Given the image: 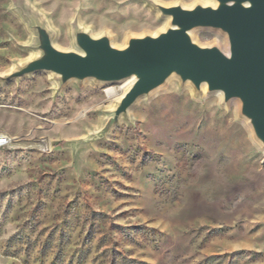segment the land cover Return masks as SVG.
<instances>
[{
    "label": "rangeland",
    "instance_id": "rangeland-1",
    "mask_svg": "<svg viewBox=\"0 0 264 264\" xmlns=\"http://www.w3.org/2000/svg\"><path fill=\"white\" fill-rule=\"evenodd\" d=\"M239 1L0 0V264H264L261 115L135 66ZM190 37L234 58L226 26Z\"/></svg>",
    "mask_w": 264,
    "mask_h": 264
},
{
    "label": "water",
    "instance_id": "water-1",
    "mask_svg": "<svg viewBox=\"0 0 264 264\" xmlns=\"http://www.w3.org/2000/svg\"><path fill=\"white\" fill-rule=\"evenodd\" d=\"M251 1L254 6L248 9L238 4L218 11L181 14L185 16V27L196 22L228 27L235 47L233 59L218 50L198 47L183 31L175 30L168 39L153 42L136 61L139 70L149 69L142 85L157 82L172 68L199 80L209 76L214 85L226 88L229 94L244 93L251 102L250 109L261 115L264 126V0Z\"/></svg>",
    "mask_w": 264,
    "mask_h": 264
},
{
    "label": "bare ground",
    "instance_id": "bare-ground-1",
    "mask_svg": "<svg viewBox=\"0 0 264 264\" xmlns=\"http://www.w3.org/2000/svg\"><path fill=\"white\" fill-rule=\"evenodd\" d=\"M239 3L242 5V7L244 8V9H248V8H251V7H253L254 6V3L251 1V0H240L239 1ZM229 5H233V2H229L228 3ZM231 5V6H232ZM193 28V25H188L187 27H185V29H183L182 31H183V33H184V36L188 39V40H190V41H193L192 39H191V37H190V30ZM177 31V30H176ZM193 43V42H192ZM193 44H195V43H193ZM198 47H200V46H198ZM201 48V47H200ZM227 55V54H226ZM172 76V75H171ZM170 75H169V78L171 77ZM168 77V76H167ZM139 77H138V75L136 74V73H132L130 76H128L125 80V83H124V85H123V87H127L129 84H133V83H135V82H137L139 79H138ZM170 81V80H169ZM207 82V80H202V85H205V84H207L206 83ZM170 83H172V82H170ZM108 93L109 94H113L114 93V89H109L108 90Z\"/></svg>",
    "mask_w": 264,
    "mask_h": 264
},
{
    "label": "built area",
    "instance_id": "built-area-1",
    "mask_svg": "<svg viewBox=\"0 0 264 264\" xmlns=\"http://www.w3.org/2000/svg\"><path fill=\"white\" fill-rule=\"evenodd\" d=\"M7 138L6 137H0V146L4 145L7 143Z\"/></svg>",
    "mask_w": 264,
    "mask_h": 264
}]
</instances>
